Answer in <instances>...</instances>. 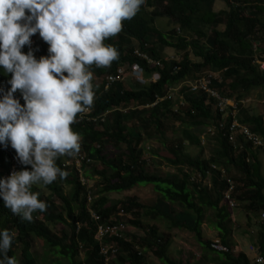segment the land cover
Returning a JSON list of instances; mask_svg holds the SVG:
<instances>
[{
	"label": "trees",
	"instance_id": "obj_1",
	"mask_svg": "<svg viewBox=\"0 0 264 264\" xmlns=\"http://www.w3.org/2000/svg\"><path fill=\"white\" fill-rule=\"evenodd\" d=\"M217 1L224 3L223 10L213 11ZM160 18L167 19L173 28L168 32L160 30L155 25ZM121 24L116 35L104 40L105 44L116 48L117 59L108 66L92 64L87 68L93 76L90 82L94 92L93 103L87 106L91 110L90 117L101 116L112 109L111 120L104 125L84 121L70 126L80 134L84 152L94 163V166L85 165L84 169L92 170L91 174L85 172L86 178L90 179L92 175L100 178L95 192L97 198L88 206L87 186L82 184L75 169H63L58 157L57 166L68 175L63 179L57 176L48 185L42 182L32 185L30 190L39 193L38 199L46 203V210L34 211L31 222L14 215L0 201V229H7L13 236L7 255L14 257L18 264H37L30 252L32 238H36L51 249L49 253L67 259L69 264H148L147 253L163 264H183L169 257L170 235L160 232L155 224L149 226L146 219H150L166 222L169 230L193 234L207 255H214L213 260L220 264H250V256L245 251L233 250L231 237L235 220L231 209L243 213L238 215L245 219L247 228L256 232L257 244L264 255V218L261 217L264 214V175L257 152L261 148L245 142L238 131L234 133V142H229L232 134L229 126L236 119L264 143L263 119L250 115L238 102L235 117L228 116L219 128L223 114L211 101L207 103L205 94H187L183 88L187 108L178 114L172 112V102L164 97L170 87L205 72L220 74V83L213 82L212 86L224 98L245 100L254 89H264V68H261L264 64V0H144L136 14L122 20ZM209 30L211 35L207 33ZM153 38L157 40L153 41ZM168 48L180 53L179 62L163 60V50ZM135 50L161 65H148L146 60L136 57ZM23 51L26 52L25 47ZM134 65L141 67L145 77L155 74L159 79L145 86L134 82L135 88H127L123 79L104 89L103 76L124 67L127 75L128 68ZM9 76L0 67V88L5 91L10 87ZM14 96L19 98V91ZM156 97L164 99L151 106ZM20 103L24 101L20 99ZM132 122L139 128L137 138L128 127ZM169 122H179L186 130L217 127L214 136L209 137L216 142L212 156L203 159L185 154L184 144L202 142L187 131L181 137H166L165 124ZM143 136L162 139L161 144L167 152L163 159L173 169L172 174L163 178L147 171V163L138 152ZM97 144L101 145L100 149L96 148ZM106 144L116 148L124 144L125 148L120 149L116 157H109L103 152ZM14 154L10 145L0 146V178L6 177ZM221 170L234 186L231 198L236 205L232 208L223 197L230 184L222 178ZM196 173L201 174V180L210 178L211 187H205L202 181L191 182ZM143 184L151 186L157 194L154 204H142L135 197L110 203L106 197L108 193L130 191ZM38 185L46 186L50 194L43 197ZM64 188L68 189L67 194H64ZM171 205L181 211L173 210L172 213ZM89 209L98 214L102 222L123 211L133 217L128 223L142 235L126 230L124 237L106 238L105 241L114 244L117 251L109 252L110 258L105 261L94 240L96 226L90 219ZM209 209L214 212V227L220 243L228 248V252L211 249V242L203 238L201 225ZM53 225L63 227L59 234L49 228ZM80 245L84 252L81 260L78 259Z\"/></svg>",
	"mask_w": 264,
	"mask_h": 264
},
{
	"label": "clouds",
	"instance_id": "obj_2",
	"mask_svg": "<svg viewBox=\"0 0 264 264\" xmlns=\"http://www.w3.org/2000/svg\"><path fill=\"white\" fill-rule=\"evenodd\" d=\"M142 3L144 0H0V67L10 74L7 80L10 87L6 91L0 88V146L10 145L15 150L6 177L0 178V201L14 215L31 222L34 211L46 210V203L38 199L39 193L30 189L34 184L48 185L57 176L63 179L68 175L57 166L58 157L61 167L75 169L82 184L87 186L81 170L93 161L84 152L80 134L70 126L84 121L104 125L111 120L114 111L111 109L101 116L90 117L94 92L90 82L93 76L87 68L92 64L108 66L117 59L116 48L105 44L104 40L116 35L121 30V21L131 19ZM135 55L146 60L148 65H161L139 50H135ZM163 60L179 62L175 56H163ZM128 69L127 75L124 67L103 76L104 89L126 77H131L140 86L159 79L155 74L145 77L139 65ZM118 70L123 72L122 79L108 86L106 78L114 76ZM17 91L19 98L14 96ZM164 98L156 97L151 106ZM170 101L172 110L173 101ZM96 148L100 149L101 145L97 144ZM119 151L120 148L114 157ZM37 187L42 196L46 194V186ZM67 193L68 189L64 188V194ZM90 193L88 189V206ZM89 214L96 230L98 224H114L115 220L126 219L124 213L117 219H112L115 216L112 215L102 222L100 217L94 219L93 214H98L91 209ZM54 226L61 225L51 227ZM78 228L79 225L76 231ZM95 235L96 232L94 240L100 246ZM12 241V234L7 229H0V264H18L14 257L7 255ZM80 253L84 256L82 245L79 246Z\"/></svg>",
	"mask_w": 264,
	"mask_h": 264
},
{
	"label": "rangeland",
	"instance_id": "obj_3",
	"mask_svg": "<svg viewBox=\"0 0 264 264\" xmlns=\"http://www.w3.org/2000/svg\"><path fill=\"white\" fill-rule=\"evenodd\" d=\"M224 3L223 2H215L213 4V11L223 10ZM155 25L158 26L160 30H163L164 32H168L173 28V25L169 24L168 20L165 18L157 19L155 22ZM222 28V27H220ZM209 35L210 30L207 31ZM156 38H153V41H156ZM163 56L165 58H168L170 56H175L178 59H180V53H177L175 50L172 49H165L163 50ZM261 68H264V64H261ZM127 85L126 87L130 86L131 88H135L134 81L131 77H126L123 80ZM129 87V88H130ZM251 102H248L245 104V109L248 111L250 115H257L261 116V118L264 121V89L258 88L254 89L250 96H249ZM246 99V100H249ZM253 101V102H252ZM245 102V100H244ZM128 127L130 130H132V135L134 138L138 137L139 134V128L137 125H135L133 122L128 124ZM165 130H166V137H181L184 131H187L188 133H191L196 138H199L202 142V144H194L191 145L189 143L184 144V152L185 154H188L190 156H200L203 159H208L210 156H212L213 151L216 148V142L212 138H209L208 136H205L206 128H191L189 130H186L185 125L180 124L179 122H169L165 124ZM162 139L159 137H150L146 138L143 136L142 142L138 146V152L142 155V160L146 161L147 171L152 174H157L161 177H166L169 174H172L174 171L172 168L168 167L166 162L163 159V156L167 155L166 150L164 149L163 145L161 144ZM118 148L124 150L125 145L121 144ZM118 148H111L110 146H107L106 153L109 157H114V154L116 155ZM259 161L261 164V173L264 175V150H257ZM92 166H94V163L92 162ZM91 169L86 170L82 168L81 173L85 180V183L88 186V189H90V197L91 202L89 205H91L94 200L97 198L95 195L96 190H98L97 183L99 182L100 178L92 175L91 178L88 180L86 178V173L91 174ZM205 182L207 185H204L209 188L211 187L212 181L210 179ZM44 194L46 197L50 194V191H45ZM43 195V197H44ZM131 197H135L138 199V201L142 204H154L157 201V194L154 193L151 186L148 185H140L130 191L120 192V193H109L107 195V198L110 203L112 202H118V201H125L127 199H130ZM59 204V202H57ZM172 206V205H171ZM180 212L181 210L176 207L172 206V213L174 212ZM237 211V210H236ZM214 212L212 210H207L205 213V219L203 220V223L201 225V230L205 231V236L203 235V238L208 240L209 242L212 239H218V232L215 230V219H214ZM236 219L233 221V231L236 232L235 236L238 238H241L243 235V232L246 231L250 238L256 237V232H254L252 229L247 228L245 219L243 217H240L238 214H234ZM120 215H115L112 217V219L119 218ZM126 217V216H125ZM133 218L131 216H128L126 219L123 218L122 220L126 221V224L128 226L129 219ZM111 219V220H112ZM147 224L153 225L154 223L150 219H146ZM158 227L161 228L160 232L166 233L169 228L166 222L164 221H157ZM50 228L54 231L59 233L61 231V226H54ZM171 231V230H170ZM201 231V232H202ZM133 233H137L142 235V232L140 230H134ZM171 238V242L169 241V257L176 262H181L183 264H220V261L213 260L215 257L214 255L210 254V257L207 255V252H205L200 247L197 239L195 236L187 231H179L177 229H173L172 233H168ZM233 234V233H232ZM233 237V235H232ZM231 237V239H232ZM257 239V238H256ZM220 242V241H219ZM244 251L247 252V254L250 255L247 251V244H244ZM20 249V247H18ZM235 249V248H234ZM51 249L48 248L42 241L36 238H32L31 241V252L34 254L37 260V264H57L58 261H60V264H69L67 259L58 257L55 253L50 252ZM236 250V249H235ZM18 256L20 251L18 250ZM194 253V255H193ZM197 254L198 256H196ZM193 255V256H192ZM34 257V258H35ZM83 253H80L78 259H82ZM146 260L148 264H163L161 263L157 258L153 257L151 253L146 254Z\"/></svg>",
	"mask_w": 264,
	"mask_h": 264
},
{
	"label": "built area",
	"instance_id": "obj_4",
	"mask_svg": "<svg viewBox=\"0 0 264 264\" xmlns=\"http://www.w3.org/2000/svg\"><path fill=\"white\" fill-rule=\"evenodd\" d=\"M123 72L122 70H118L117 73L112 77H107V83L108 86L112 85L116 81H119L122 79ZM221 81L220 74L218 72H205L202 74H199L194 79H186L184 82L179 84V86L172 87L167 92V99H170L173 101V107L172 110L175 114H178L179 112L185 110L187 108V101L184 97V92H182V89H186V93L188 94H196V93H203L207 97V103L209 101L212 102V104L216 106L219 113L221 112L222 120L221 123H219V128L223 127V124L226 122V118L228 116L235 117L238 104L241 103L245 106L246 103L251 102V100H236L235 97L228 99L224 98L220 95L219 91L212 86L213 82H219ZM239 102V103H238ZM220 122V121H219ZM217 127L214 128H206L205 136L212 137L217 131ZM239 132L243 137L245 142H250L255 148H261L264 150V143L259 138L257 134H254L247 126L239 124V122L234 119L229 126V132L232 134L229 136V142H234V133ZM222 172V178L226 180L227 183H229V187L223 192L224 194V200L228 203V205L232 208L236 205V203L231 198V192L233 191L234 186L230 183L228 176H226L225 171L221 170ZM201 174L196 173L191 177V182L194 181H202L204 184L205 182L208 183V177L201 180ZM205 185H207L205 183ZM119 215H123L124 212L120 211L118 213ZM93 217L95 220H99V216L93 214ZM264 218V214L261 216ZM127 229L126 224L124 221H117L115 220L114 224H98L95 238L100 242V251L99 253L105 258V261H108L110 257H108V253L111 252V254L116 253L117 248L114 244L103 242L105 238H116V237H124L123 232ZM103 242V243H102ZM210 248L217 251V252H228V248L224 245H222L219 241H211ZM248 253H250V264H264V255L261 254L260 250L256 246H249L248 247Z\"/></svg>",
	"mask_w": 264,
	"mask_h": 264
},
{
	"label": "crops",
	"instance_id": "obj_5",
	"mask_svg": "<svg viewBox=\"0 0 264 264\" xmlns=\"http://www.w3.org/2000/svg\"><path fill=\"white\" fill-rule=\"evenodd\" d=\"M250 98V97H249ZM253 102V101H252ZM264 102V101H263ZM259 158V157H258ZM259 160V159H258ZM260 162V161H259ZM204 185V184H203ZM205 186V185H204ZM206 187V186H205ZM231 212H232V214H233V219L235 220L236 219V217H235V215L234 214H243V213H241V212H239V211H234V210H232L231 209ZM128 216H130V215H128V214H126V218L128 217ZM130 219H132V218H130ZM129 219V220H130ZM152 222L158 227L159 225H157V222L156 221H154V220H152ZM160 222V221H159ZM158 229H159V231H161V228H159L158 227ZM134 230H136V229H134V228H132L131 226H128L127 227V231H131V232H133ZM234 230V229H233ZM202 231V230H201ZM173 232V230H169V232L167 231L166 233H172ZM233 234V237H232V247H233V250L234 251H236V252H240V251H244V244H247L248 245V247L249 246H256L259 250H260V248H259V246H258V244H257V239H256V237H254V238H250V236L248 235V233L246 232V231H244L243 232V235H242V237L241 238H238V237H236L235 236V233L236 232H232ZM202 234L205 236V234H206V232L203 230L202 231ZM127 238V237H126ZM211 241H220V238L218 237V239L216 238V239H212ZM210 241V242H211ZM170 242H171V238H170ZM200 247H201V245H199ZM248 247H247V250H248ZM236 250H235V249ZM247 253V252H246ZM193 255H194V253H193ZM192 255V256H193ZM196 256H198L197 254H195ZM249 255V254H248ZM250 257H251V255H249Z\"/></svg>",
	"mask_w": 264,
	"mask_h": 264
}]
</instances>
